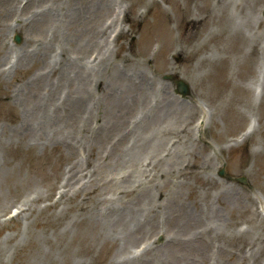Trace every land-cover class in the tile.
I'll list each match as a JSON object with an SVG mask.
<instances>
[{
	"label": "rangeland",
	"instance_id": "obj_1",
	"mask_svg": "<svg viewBox=\"0 0 264 264\" xmlns=\"http://www.w3.org/2000/svg\"><path fill=\"white\" fill-rule=\"evenodd\" d=\"M81 1L86 5L90 4L87 8L81 7L82 17H87L86 25L95 24V27L91 26L95 32L94 36L83 24L69 16H63L57 21L55 18L51 19L52 21L36 18L13 31L8 24L10 19L18 14V3L6 7L7 1L0 0V26L4 28L0 33V65H3L13 51H16L19 57L11 73L2 72L3 66L0 67V210L7 208L9 204L12 205L14 199L28 197L29 193H33L31 197L38 196L37 200L46 199L44 194L50 188V183L57 180L56 177L54 180L49 179L56 169V164L46 166L43 175L38 174L36 170L29 171L24 162V149L30 148L41 153L60 145L55 140H47L49 142L41 144L35 137L38 134L34 132L24 139L31 137L33 146L28 147L17 137L19 133H10V130L23 123V109L17 104L20 100L25 99L24 103L29 110L31 103L47 104L50 100L55 101L58 96L57 89L52 86L53 83H45L49 76H43L42 81H46L41 84L35 77L43 71L50 72L54 67L57 70L50 74V78L53 79L55 74H59L58 70H61L66 73L64 81H76L79 90L85 88V75L99 79L109 97L105 104L101 98L92 97L91 102L94 105L90 108L94 110L93 113L96 114L94 107L97 105L106 111L105 119L109 109H112L115 117L111 119L117 125L119 118L121 121L125 118L117 130L108 134L106 132L109 130V123L105 124L104 134L100 138L102 144L98 145V148L104 146L108 137L125 126L132 111L131 108L130 113L126 115L131 103L140 102L145 106L148 99L144 98V93L150 97L153 107L149 115L136 131H132L116 146L109 162H117L120 154L118 146L123 143L126 147L127 139H133L136 143L127 148L131 149L141 140H147L150 134H158L159 139L163 137L158 146L141 150L140 155L132 162H137L139 157L149 159L151 166L144 163L146 171L144 175L141 174L140 180L147 178L148 183L159 180L160 176L164 177V181L173 180L167 182L164 189L170 194L177 193V204L181 205L183 201V205L189 208L188 215L186 210L181 213L187 215L182 224H168V236L181 242L180 248L183 249L181 252L177 249L174 251L177 245H173L160 250L168 251V262L173 259L176 264H189L190 258L185 250L195 243L203 242L208 245L206 257H199L197 264H264V216L258 208L262 203L257 204V201H264V0H102L103 5H108L106 11H97L98 0H90L88 3L87 0H70L68 4L75 2L76 7L73 9L77 10L84 5L79 6ZM239 2L243 4V8H240ZM56 7L59 13L65 12L58 3ZM113 7L121 9L124 13V17L120 19L121 23L116 26V29L121 28V32L117 38H114V35L111 40H106L105 32L99 34L98 27L101 20L104 25L105 19L112 15ZM26 9L29 8L26 6ZM149 11L152 12L150 16L147 15ZM88 12L90 13L87 14ZM67 20H71V27H68ZM148 20L150 23L157 21L153 32H149V26H145ZM187 22L190 26L184 29ZM32 26L36 30H32ZM64 30L68 33L62 35ZM15 33L21 35V42L14 47L20 49L11 50L5 42H9ZM71 33L74 36L72 41L68 42ZM37 39H41V42ZM170 53H176L175 57L181 56V59L171 58ZM57 54L58 57L55 56ZM92 55L96 57L94 61H90ZM258 73L261 74L262 80L254 83L258 79ZM168 74L181 77L189 83L190 97L182 102L187 104L185 110L190 113L181 114L174 109L167 111L168 102L172 98L177 99L172 81L167 78ZM57 83L56 81L54 84ZM43 84L46 86L45 95H40ZM48 87L50 92L47 91ZM110 90H115L117 94ZM75 92L69 95V102L73 100L72 95ZM111 94L113 96L109 102ZM39 96L42 97L41 100ZM4 101L6 102L3 103ZM63 101L64 99L59 104L54 102V107L49 109L48 105L42 107L46 124L59 119L60 112L56 106L62 105ZM114 104L119 107L115 108ZM13 107L18 111L20 120L10 111L9 108ZM82 108L83 105L74 117L63 119V125L58 128L76 122ZM199 109L204 112L206 120L205 130L198 133L197 140L193 127ZM142 111L143 108L140 112ZM69 112L67 109V113ZM34 114L35 117L30 121H36L38 118V115ZM253 122L252 130L250 127ZM181 127L183 129H180ZM58 128L48 129L42 135L50 137L51 133H57L56 135L65 140ZM244 128L250 131L238 140L237 137ZM163 129L166 133L162 132ZM168 134L174 137L168 138ZM153 141L156 143L158 139ZM168 142H174L172 147L176 152L170 147L174 156L168 155L167 159H163L165 153H168ZM246 142L249 144L248 155L242 156L239 152L232 154V151L239 149ZM88 143L90 144L85 147V151L88 154L90 150L96 152V148H91V141ZM209 149H216V152L212 154ZM180 155L182 156L179 157ZM175 160L176 163L182 160L180 167L188 162L185 164L188 168L180 169L178 175L161 174L163 168L167 170V166H172ZM193 163H199L195 172ZM119 164L116 163L115 166ZM223 165L227 169L226 172L234 176V180L225 179L226 177L212 179L211 176ZM177 169L172 166L173 174ZM107 173H103L98 179L94 176L98 183V197L105 193L99 191V186L100 182L108 179ZM239 177H245V183H238L236 179ZM142 187H145V184ZM88 189L85 190L87 199H80L76 194L74 198L66 196L60 200L63 206L60 210L53 207L41 208L43 200L33 201L22 220L13 222L11 226L0 225V264H47L49 258L46 253L35 255L39 252L37 245L41 244V247L45 248L56 246L52 244V247L44 242L42 227L50 230L48 236L51 232H56L62 239L68 238V242H71L59 253L52 254L57 262L52 260L50 264H108L111 260L116 263V260L120 259L119 256H125L127 251H130V254L127 258L119 260V264H134L130 258L140 254V251L135 250L137 242L149 232L153 238L156 228L148 227L136 241L129 242L121 249L114 245L118 230L104 227L105 220L100 223V228L104 227L102 240L95 236L93 230L82 231V227L87 224L81 219L82 214L93 205L89 199H95V194L90 198ZM146 191L148 189L142 194ZM154 194L157 192L151 190L149 194H145L150 203ZM135 195L128 196L131 199L128 200L131 207L135 204ZM170 203L169 197L165 202L162 201L163 215L167 218ZM193 206L198 208L195 218L190 216ZM135 212H139L138 206ZM170 213L171 217L179 218L178 209H172ZM49 215H59L58 218L62 221L48 218ZM132 219L123 217L125 224H129ZM72 220L70 227H67ZM157 221L156 218V224ZM125 224L123 227H127ZM72 228L81 231L75 232L74 238L64 236V230L69 231ZM127 230L128 228H125V231ZM103 241L106 243L100 244ZM142 243L144 247H148L153 242L150 240ZM99 248L100 251L95 256V249ZM220 249L232 252L229 261L216 260V252L218 254ZM111 250L114 251L113 255ZM195 254L198 255L196 252L191 257ZM149 255L153 260L150 264H161L159 257L164 263L157 249H153ZM144 257L143 253L142 258Z\"/></svg>",
	"mask_w": 264,
	"mask_h": 264
},
{
	"label": "bare ground",
	"instance_id": "obj_2",
	"mask_svg": "<svg viewBox=\"0 0 264 264\" xmlns=\"http://www.w3.org/2000/svg\"><path fill=\"white\" fill-rule=\"evenodd\" d=\"M7 1H10L11 2L12 0H7ZM34 1L40 2L42 0H34ZM43 1H45V0H43ZM88 2H90V0H87V3ZM84 3L85 2H82L81 1L79 3V6L82 5V4H84ZM66 4H68V1L65 2V3H58V5H61L63 7L62 9L65 10V12L63 14L59 13L58 8L55 7L54 9L49 10L46 13L43 12V14L39 17V19H41V20H47V19H54L55 18V19L59 20L63 16H69V17H72L73 19H75L76 21L80 22L81 24H83L86 27V29H89V33L92 36H94L95 35V32L93 31V29L91 28V26L93 25L92 27H95V24H92L90 26L89 25H86L85 22H86V18L87 17H85V19H83V17H82L83 16L82 15L83 14L82 13L83 12V9L82 8H87L90 4L89 3L87 5L84 4L83 6H80V8L77 9V10L76 9H73L74 7H76L75 2L74 3H70L68 5H66ZM238 4L240 5V8H243V4L242 3L239 2ZM96 6H97V11H99L98 9H102V10H105L106 11L107 8H108V5H103L102 0H98ZM89 13L90 12H88L87 14H89ZM70 22H71V20H67L68 27H71L73 25ZM0 28H3V27L0 26ZM155 28H156V25H155V23H153L149 27L148 31L149 32H153V30H155ZM35 29L36 28L32 26V30H35ZM73 31L74 30H72V32ZM65 33L67 34L68 31L67 30H64L62 32V35L65 34ZM73 36H74V34L71 33V38L68 40V42H71L72 41V39H73L72 37ZM62 38H63V36H62ZM83 91H84V89H83ZM110 91L117 94V92L115 90H110ZM122 95H123V93H122ZM112 96H113V94L110 95L109 101L111 100ZM114 96H115V94H114ZM24 101H25V99H22V100L19 101L20 106L24 109L23 110V114L25 116V120L23 121L24 123L21 124V125L16 126L15 129L10 130V133H12V134L19 133L18 135H21V136L22 135H31L32 132H34L31 129V127L29 128V119L31 117H33L34 113H33V111H31V110H29V109L26 108V104L24 103ZM80 104H81V102L79 100H74V101H71L70 102V112H69V115L71 116V118L74 117L78 113V109L80 107ZM168 104L169 105L167 107V111H169L171 109H174V110L178 111L181 114L190 113V112H187L185 110V106L187 104H185L184 102H182L180 100H177L175 98H172L171 101L168 102ZM114 107L115 108H118L119 106L117 104H114ZM109 112H111L110 113L111 116H108L107 117V121L109 123V125L107 126V128L109 130H107V131L110 133L111 131L117 130L119 128V125L113 123V121L111 119V117H115V114L112 112V109H109L108 115H109ZM43 124H45V121H43ZM41 127H42V125H41ZM164 133H166V132H164ZM155 135L152 136V139L151 140H145V139L141 140L139 142V145L137 144L138 146L135 149V151H129L128 149H126L125 151L127 152V155L121 157L123 161H121L119 163L132 162L138 155H140V151L141 150H145V148L147 146H149V147L151 146V148H155L156 146H158L162 142L163 137L161 139H159L158 138L159 136H157L158 134H155ZM155 138H157L158 141L154 144L152 142H153V140ZM23 142L24 143L30 142V140H25ZM101 143H102V141H101L100 136H99L97 138L96 142H95V145H101ZM181 156L182 155H180L179 157H181ZM137 161L139 163L140 162V159L138 158ZM176 161L177 160L174 161V164L173 165L172 164H170V165L176 166L177 165ZM172 166H170L169 168L167 166V170H166V168H163V172L161 174L168 175V173H169V174H172V175H178L179 174L178 169H177V173L176 174H173V172L171 171L172 170ZM59 173L60 172H58L56 174V177L59 175ZM104 182H107V181L105 180ZM167 182H168V180H165L164 182H161L160 180H158V181H155V182L151 183L149 186H147L145 188L139 189V191H138L137 196L135 197V199L141 200L144 197V195H142V191L143 190L148 189V191H149L151 189H157V190L163 189V187L165 185H167ZM88 183H89V181H87V183H85V187L88 186ZM91 192H92V194L95 193V188H92L91 189ZM129 193L130 192H123L122 194L124 195V194H129ZM170 195H171V197H170ZM177 196H178L177 193H175V194H169V195H168V193H166V197L167 198L169 197V199L171 200V203L168 206V213H169L168 224L170 223L171 225L172 224H176V223L178 225L182 224L183 223V218L187 216L186 213L181 214L186 209L183 208L182 203H181V205L177 204V202H176ZM63 199L64 198H62L60 200H63ZM59 201L57 203H60ZM90 202L93 203L94 201L90 199ZM55 204H51V205H55ZM14 206L15 205H13L12 207H14ZM175 208L178 209V211H179V215H178L179 218L171 217V213L170 212L172 211V209H175ZM136 210H137V204H133V206L131 208H129L127 210H124L122 212L117 213V214H122L121 216L116 217L115 219H113L109 223H107V222H104L103 223L104 224V227L107 226L111 230L113 228H116L118 230V234H116V240L122 241V245L120 246V249H121V247H124L125 245H127L129 242L130 243H133L134 241H136V239L148 227H150L151 229H155L156 228V229L159 230V225L156 224V216L155 215H152V216L151 215H147V217L142 222L138 223L134 227V229H133L132 232L127 233L125 231V228L126 227H123V224H124L123 217H126L127 219H130L131 217H133V214L135 213ZM112 212L115 213V210H113ZM191 212L193 213V218H195L197 216V214H198V208L197 207H193V209L191 210ZM82 215H83V217H81V219H83L85 221V223H87L85 226L82 227V231L88 232L90 230H93L94 233H95V236L98 239L102 240V235H104V231L102 229L104 227L101 226V228H100V223L103 222V220L105 219V215L102 216L99 212H97L94 206L91 209L85 211ZM58 216L59 215H56V216L49 215L48 218L54 219L57 222H61L62 219L58 218ZM92 218H94V219H92ZM72 222H73V220L67 224V227H70V225H71ZM126 226H127V224H126ZM166 226H168V225H166ZM41 230L44 231V236H43L44 242L49 243L51 246L53 244L56 247H53L52 246L53 248H50L49 246H47V248H45L44 246L41 247V244H38L37 246H38L39 252H37L35 255H42V254L46 253V256L49 258V260L47 261V264H50L52 260L57 262L56 258L55 257H52V254L59 253V251L63 247L67 246L71 242L70 241L68 242V240H69L68 238L62 239L61 236L59 234H57L56 232H51L49 234V236H48V232H50V230H47L44 227H42ZM79 231H81V230L80 229H77V228H74V230L72 228L69 231L64 230V236H67V237L70 236L71 238H74L75 232H79ZM22 239H23V237L21 238V240ZM105 243H106V241H103L100 244H105ZM115 243H117V242H115ZM173 245H177V247L174 249V251L176 249L177 250L180 249L179 252L183 251V249L180 248V246L182 245V243L179 242V241H177L176 238H171L168 241V246H173ZM159 249L160 248H158V250ZM207 249H208V245L207 244H205L203 242H199V243L193 244L192 247H189L185 251H187V254L188 255H193L196 252L198 253L199 256L197 254H195L191 258V260H190V263L191 264H197V262L200 261V258L205 259V257H206L205 254H206ZM99 251H100V248L99 249H95V256L98 254ZM174 251H172V252H174ZM175 254H176V252H175ZM178 254L179 253H177V255ZM231 254H232V252L228 251L227 249L226 250L225 249H220L219 252H218V254L216 252V260L217 261L218 260H221V261H229L231 259ZM112 255H113V253H112ZM159 259L161 261V264H165V263L166 264L167 263L168 264H174L173 263V259H171L170 262L165 261L164 263H163V261H162V259L160 257H159ZM151 261H153V260L150 257V255H148V257L144 260V262L142 264H150ZM108 264H116V263H113V261L111 260Z\"/></svg>",
	"mask_w": 264,
	"mask_h": 264
}]
</instances>
